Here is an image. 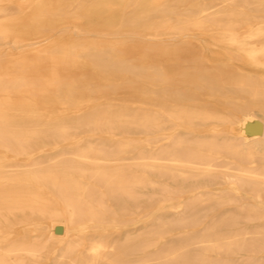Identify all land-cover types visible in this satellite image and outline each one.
Masks as SVG:
<instances>
[{
    "label": "bare ground",
    "instance_id": "bare-ground-1",
    "mask_svg": "<svg viewBox=\"0 0 264 264\" xmlns=\"http://www.w3.org/2000/svg\"><path fill=\"white\" fill-rule=\"evenodd\" d=\"M0 39V264H264V0H0Z\"/></svg>",
    "mask_w": 264,
    "mask_h": 264
},
{
    "label": "rangeland",
    "instance_id": "rangeland-1",
    "mask_svg": "<svg viewBox=\"0 0 264 264\" xmlns=\"http://www.w3.org/2000/svg\"><path fill=\"white\" fill-rule=\"evenodd\" d=\"M74 36H76V35H74ZM75 38L78 41H85L86 40V37H83V36H81V37L80 36H76ZM99 42L104 43V44H111V45L112 44H117V47H115V50H114L113 54L115 56H117V57L118 56L119 57L122 56L127 64H132L133 62H136L138 60V55L136 53L125 54L123 52V48L125 46L129 47V46H135V45H138V44H141V45H146V44L147 45H151L152 44V42H148V41H141L140 42V41H137V40H134V39H130V40L100 39ZM9 48L11 50H14L15 47H13L8 40L0 39V54H1L0 56L1 57H4V58L7 57L6 53H7V50ZM81 70L82 71H80V70L76 71V73L74 74L75 82H76V83L74 82L75 83L74 85H70L71 84V82H70L71 78L69 76H72V74H71L72 72H70L71 75L69 74V72H67V74L63 75L62 84H63V87H64V89H63L64 91H63L62 94L64 96H66L68 98L69 97H73L74 98V97H77V96H79L81 94L89 95V96L95 98L94 99L95 100V106H94L95 110H98L99 108H102V107H106L107 105L112 107L113 109H121V108L125 109L126 108V109L132 110V109H134L136 107L131 102L138 100V92H135L137 94H131L129 92V90L115 89V88H112L111 86H107V87L103 88L101 85H97L96 83H94V81H90L89 80V78H88L89 74L87 73V71L85 69H81ZM118 74H119V72H118ZM64 77H65V79H64ZM70 87L71 88L74 87L75 89L73 88V91H69L68 88H70ZM107 100L109 101V103H108ZM121 101L122 102H126V103L121 104ZM76 116L77 115L71 114L70 118L73 119V118H76ZM80 129L81 130L80 131L78 130V133H85V131H86L85 128H80ZM44 142H48V144H52L51 143L52 141H46L45 140ZM223 184L211 186L210 189L212 191H224L225 189H227V187H226L227 185L226 184L223 185ZM242 196H243V202H245V203H249V202L255 203V200L252 198V196L250 194H248L246 192H242ZM151 204H152V206H151ZM249 204H251V203H249ZM148 205H149V207L150 206L151 207L149 208ZM260 205H262V207L264 208V200H263V203H261ZM158 216H163V215H161L160 211L158 210L157 204L154 201L146 200L145 201V207H144V220H143V223L145 225L144 227L145 228H147L148 226L150 227V225H152L154 219L156 217H158ZM262 224H264V220L252 221V222L243 221V222L240 223V226L241 227H251V226L254 227V226H258V225H262ZM200 229H201V226H197L196 227V230H200ZM171 238H173L172 235H169V236L165 237V239L163 241H168ZM150 251H152V249H150ZM263 255H264V253H261V255L259 254V256H263ZM241 256H242L241 254L233 256V259H239V258H241ZM44 264H50V263L46 262Z\"/></svg>",
    "mask_w": 264,
    "mask_h": 264
}]
</instances>
